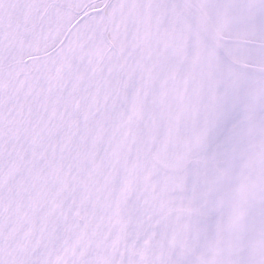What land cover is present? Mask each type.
I'll return each mask as SVG.
<instances>
[{
  "label": "snow or ice",
  "instance_id": "obj_1",
  "mask_svg": "<svg viewBox=\"0 0 264 264\" xmlns=\"http://www.w3.org/2000/svg\"><path fill=\"white\" fill-rule=\"evenodd\" d=\"M0 264H264V0H0Z\"/></svg>",
  "mask_w": 264,
  "mask_h": 264
}]
</instances>
